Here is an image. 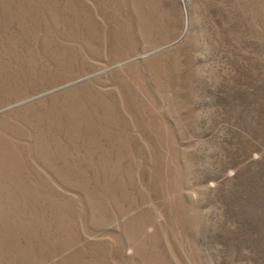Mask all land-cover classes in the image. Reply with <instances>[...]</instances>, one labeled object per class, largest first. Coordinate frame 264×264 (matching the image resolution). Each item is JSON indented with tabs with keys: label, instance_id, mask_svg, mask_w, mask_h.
<instances>
[{
	"label": "rangeland",
	"instance_id": "obj_1",
	"mask_svg": "<svg viewBox=\"0 0 264 264\" xmlns=\"http://www.w3.org/2000/svg\"><path fill=\"white\" fill-rule=\"evenodd\" d=\"M0 264H264V0H0Z\"/></svg>",
	"mask_w": 264,
	"mask_h": 264
}]
</instances>
